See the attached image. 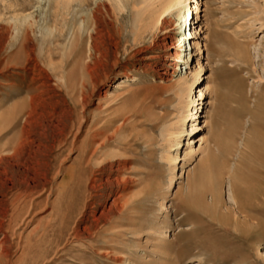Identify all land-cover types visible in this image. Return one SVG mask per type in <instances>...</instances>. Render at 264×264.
I'll return each mask as SVG.
<instances>
[{"label": "rangeland", "instance_id": "obj_1", "mask_svg": "<svg viewBox=\"0 0 264 264\" xmlns=\"http://www.w3.org/2000/svg\"><path fill=\"white\" fill-rule=\"evenodd\" d=\"M163 1L0 0V264H264V0H201L188 73Z\"/></svg>", "mask_w": 264, "mask_h": 264}, {"label": "bare ground", "instance_id": "obj_2", "mask_svg": "<svg viewBox=\"0 0 264 264\" xmlns=\"http://www.w3.org/2000/svg\"><path fill=\"white\" fill-rule=\"evenodd\" d=\"M84 2L87 3V0H84ZM98 2H100V1H98ZM201 3L205 7V3L201 2V0H164L163 2H161L160 7L157 6L158 8H156L148 16V18L145 21L143 19L142 20L140 19V25H139L140 29L138 28V30L136 32H133L134 33V42H133L134 45H137V44L141 45V43L145 45L144 36L146 34L151 35L152 42H155L157 40L156 38H158L156 33L158 31H161L167 24H169V22H171V19H169L168 16L171 15L172 11L177 9V12H176L177 16L176 17H177V22H178V24H177L178 29H177L176 33L178 36V40H177V44H175L172 47L173 50H171V51H172V54L174 55L175 60L177 62V68L179 69L178 64H181L182 66H185V73H188L187 69L189 68V65L192 62L193 55H194L193 54L194 48L197 47L198 50L200 51V53H203V54L206 51V48H205L206 45H204V44L200 45V42L195 41L198 38V34L200 32L199 31L200 28L198 27L197 21L200 20V17L202 16L201 15L202 12L205 11V8H202ZM99 10L100 9H98V12H99ZM99 17L95 14V15H93V22L88 23V24H85V22H82L81 28H80L82 34L81 35H76V34L74 35V40H75L74 43H77L81 47L84 45H87L89 47V46H91L92 41L96 40L97 38H101V39L103 38L104 39V38H107V36H108V38L112 37L113 34L111 31V25L110 24H112L113 22L112 23L103 22V20H101ZM115 20L118 21L119 19H115ZM100 23H101V25H100ZM122 30H123V27L120 26L118 28V32H121ZM91 32H92L93 36L90 35ZM85 34H87L88 39L86 38ZM110 41H112V40H110ZM237 45L238 44H236V46ZM236 46L234 45V47H236ZM235 49H237V48H235ZM240 50H242V49H240ZM240 50L237 49V51H238L237 54L244 52V51L240 52ZM241 54L244 55L243 53H241ZM203 66H204L203 64H200L201 69L203 68ZM161 73L167 74V71L162 70ZM202 79H204V78H202ZM121 87H123V86H119V84L114 85V89H120ZM199 89L200 90H199L198 97H199L200 102H202L204 99L203 97L206 94L208 87L206 85H204L203 87H199ZM261 108H262V110H264V102L262 103ZM203 109L204 108H202L200 112L197 109V111L194 114H192V116L190 118L192 122L202 118ZM198 114H199V116H198ZM206 127H207L206 124H201V126L197 125L195 127V129L199 131V130L204 129ZM193 141H196V140H193ZM199 141H201V139ZM212 190H213L212 191L213 200H215V201H217V203H219V201H218L219 199L216 200V197L219 198L220 193L215 189V187ZM255 193H257V191ZM138 196L139 195L126 198L124 200V203H123V209H128L134 203L135 199ZM236 196L237 195L234 193V199H236ZM254 196H256V195H254ZM249 198L250 197H248L247 199H249ZM253 200H255V199H253ZM235 201H236V204L238 205L239 214L243 218V221H242L243 224L244 223L245 224H251L253 222H256V221H254L255 218H253L252 215L249 214L248 210L258 208V206L254 202L249 201V200H247L246 202L244 201L245 203H240L238 201V199H236ZM246 233H247V231H246ZM168 245H170L169 242L164 241V244L159 246V248L163 250V249H166L168 247ZM171 245H173V244H171Z\"/></svg>", "mask_w": 264, "mask_h": 264}, {"label": "built area", "instance_id": "obj_3", "mask_svg": "<svg viewBox=\"0 0 264 264\" xmlns=\"http://www.w3.org/2000/svg\"><path fill=\"white\" fill-rule=\"evenodd\" d=\"M184 29V28H183Z\"/></svg>", "mask_w": 264, "mask_h": 264}]
</instances>
